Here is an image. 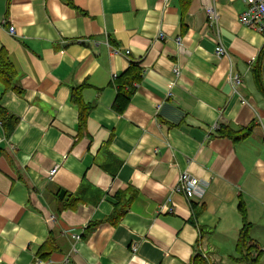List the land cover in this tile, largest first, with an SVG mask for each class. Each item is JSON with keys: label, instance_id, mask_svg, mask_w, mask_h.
I'll return each mask as SVG.
<instances>
[{"label": "crops", "instance_id": "1", "mask_svg": "<svg viewBox=\"0 0 264 264\" xmlns=\"http://www.w3.org/2000/svg\"><path fill=\"white\" fill-rule=\"evenodd\" d=\"M206 3L0 0L18 74L17 90L0 82V264H244L241 203L264 264V36L241 24L242 0H215L214 28ZM133 63L119 114L111 84ZM183 173L204 185L192 200L174 193Z\"/></svg>", "mask_w": 264, "mask_h": 264}, {"label": "trees", "instance_id": "2", "mask_svg": "<svg viewBox=\"0 0 264 264\" xmlns=\"http://www.w3.org/2000/svg\"><path fill=\"white\" fill-rule=\"evenodd\" d=\"M256 78L260 81H264V51L259 56L257 64L255 66ZM143 70L135 63H133L128 71L118 78H115L111 84L112 88H114L117 92V98L114 103V109L119 114H123L128 108L132 98L136 92V85L139 84L142 80ZM17 78L18 74L9 60L7 54H0V82L1 84L8 90H17ZM86 89V86H82L76 90H74L72 101L78 106L81 110L82 122H86L85 111H87V107L83 104L82 93ZM3 112L0 109V121L3 122V127L6 131V120L4 119ZM3 119V120H2ZM14 123V122H12ZM13 127L10 126V128ZM252 127L241 130L240 132H235L230 128L222 127L220 128V135L222 137L231 138L234 141H240L249 137L252 133ZM7 136V134H6ZM7 139V138H6ZM4 151L0 149V157L3 155ZM240 212L243 217V228L240 232L237 252L241 255V258L238 260L244 264H261L262 251L257 250V246L252 240L250 233L253 228L252 224H250L247 220V212L245 206L241 203L239 206ZM257 252L258 255L253 257V252ZM45 258V257H43Z\"/></svg>", "mask_w": 264, "mask_h": 264}, {"label": "built area", "instance_id": "3", "mask_svg": "<svg viewBox=\"0 0 264 264\" xmlns=\"http://www.w3.org/2000/svg\"><path fill=\"white\" fill-rule=\"evenodd\" d=\"M205 10L208 20V26L214 28L216 26V21L218 18V13L216 6L214 5L215 0H206ZM246 6V10L240 16V22L244 27L253 29L264 36V0H242ZM166 4L170 0H164ZM11 34L15 33V28H10ZM114 53H119L120 49H113ZM216 54L219 56H227L228 51L220 44L216 48ZM175 73L179 75V70L176 69ZM231 82L236 90L238 91L239 87L243 84V80L240 75H232ZM242 104H247L246 100H242ZM0 128H3V122L0 121ZM7 142V139L4 138L2 142ZM1 142V141H0ZM58 168L55 167L50 171L49 177L53 179L58 173ZM204 192V185L195 177L189 173H183L180 177L177 187L174 189L175 194H180L186 197L188 200H192L198 193ZM171 211V209H170ZM77 240H80V236L76 237ZM134 251H137V248H134ZM66 264H72L70 260H67Z\"/></svg>", "mask_w": 264, "mask_h": 264}, {"label": "water", "instance_id": "4", "mask_svg": "<svg viewBox=\"0 0 264 264\" xmlns=\"http://www.w3.org/2000/svg\"><path fill=\"white\" fill-rule=\"evenodd\" d=\"M65 194H66L65 192H62L61 193V198H63L65 196Z\"/></svg>", "mask_w": 264, "mask_h": 264}]
</instances>
